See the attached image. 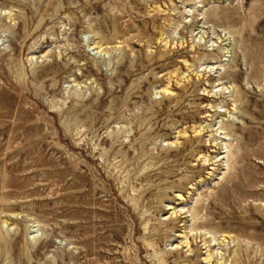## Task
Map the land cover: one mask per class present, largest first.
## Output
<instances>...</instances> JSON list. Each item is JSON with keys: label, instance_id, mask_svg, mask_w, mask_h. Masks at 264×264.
<instances>
[{"label": "rangeland", "instance_id": "1", "mask_svg": "<svg viewBox=\"0 0 264 264\" xmlns=\"http://www.w3.org/2000/svg\"><path fill=\"white\" fill-rule=\"evenodd\" d=\"M0 264H264V0H0Z\"/></svg>", "mask_w": 264, "mask_h": 264}, {"label": "bare ground", "instance_id": "2", "mask_svg": "<svg viewBox=\"0 0 264 264\" xmlns=\"http://www.w3.org/2000/svg\"><path fill=\"white\" fill-rule=\"evenodd\" d=\"M165 92V91H164ZM212 104V103H211ZM213 119V118H212ZM213 121V120H212ZM234 121V120H233ZM225 137V136H224Z\"/></svg>", "mask_w": 264, "mask_h": 264}]
</instances>
